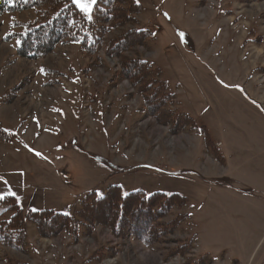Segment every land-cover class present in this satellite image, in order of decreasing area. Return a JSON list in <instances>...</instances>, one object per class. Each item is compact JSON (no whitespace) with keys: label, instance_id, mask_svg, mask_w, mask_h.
<instances>
[{"label":"rangeland","instance_id":"374dc122","mask_svg":"<svg viewBox=\"0 0 264 264\" xmlns=\"http://www.w3.org/2000/svg\"><path fill=\"white\" fill-rule=\"evenodd\" d=\"M140 4L135 27L155 41L125 55L163 69L176 105L207 126L225 164L201 135L170 132L141 111L137 88L114 82L120 59L107 56L104 45L98 60L69 42L44 57L20 56L16 39L5 37L22 32L38 9L0 12V122L13 135L0 141V195H10V187L25 213L52 209L75 219L89 192L119 186L123 193L186 196L187 205L163 222L189 214L150 244L103 224L91 233L80 229L78 238L42 237L26 222L27 247L0 244V264H264V167L251 169L240 160L247 153L235 149L264 145V0ZM119 33H107L105 42ZM10 89L11 100L2 101ZM11 215L5 210L0 220Z\"/></svg>","mask_w":264,"mask_h":264},{"label":"trees","instance_id":"16d2710c","mask_svg":"<svg viewBox=\"0 0 264 264\" xmlns=\"http://www.w3.org/2000/svg\"><path fill=\"white\" fill-rule=\"evenodd\" d=\"M27 9H38V16L23 24L22 32H12L5 37L16 39V51L20 56L30 59L44 57L59 44L69 42L78 44L83 53L98 60V51L104 45L107 56L120 59V69L113 74L114 82L129 80L137 88L143 98L141 111L169 126L170 132L192 131L201 135L206 150L219 163H225L207 126L176 105V94L170 91L167 80L163 78V69L152 60L125 55L135 46H146L155 41L150 30L135 27L139 24L137 16L143 10L142 4H137L136 0H98L94 19L89 20L73 0H0L2 13ZM128 25L134 27L126 28ZM114 30H120L119 35L105 42L106 34ZM13 91L8 90L2 101H10ZM5 130L0 122V141L8 142L13 135ZM4 196L0 200V213L8 210L12 215L9 219L0 220V244L19 249L28 245L26 222L34 224L42 237L68 233L78 238L80 229L91 233L97 225L103 224L118 236H129L150 244L174 231L189 215L179 214L170 221H161L175 206L187 205L188 198L180 193H148L141 189L123 193L119 186L108 187L103 195L89 192L75 219L52 209L25 213L16 197ZM188 250L182 252L187 253Z\"/></svg>","mask_w":264,"mask_h":264},{"label":"crops","instance_id":"0c3cea01","mask_svg":"<svg viewBox=\"0 0 264 264\" xmlns=\"http://www.w3.org/2000/svg\"><path fill=\"white\" fill-rule=\"evenodd\" d=\"M257 142L262 143L259 140H255V141H253V144L248 143L245 145V147H242V145H237V147L235 146L236 151L238 150L239 152H241L243 149V153H245V154L247 153V155H246L247 159H240V160L243 161L244 164H245V162L248 161L249 167L251 169H256V170L258 167V163H261V165L264 167V157L259 158L257 155L258 152L264 154V145L259 146V144H257ZM256 151H257V153H256ZM213 159L215 160L214 157H213ZM215 161L218 162L217 160H215ZM224 164H221V165H224ZM254 184H255V182L249 181L250 186H255Z\"/></svg>","mask_w":264,"mask_h":264},{"label":"snow or ice","instance_id":"6c2138e0","mask_svg":"<svg viewBox=\"0 0 264 264\" xmlns=\"http://www.w3.org/2000/svg\"><path fill=\"white\" fill-rule=\"evenodd\" d=\"M141 2V0H136V3L139 4ZM73 3L80 9L81 12L85 13L88 16L89 20H93L94 16H93V12H94V8L95 6L98 4V0H73ZM167 15V14H165ZM181 37H184V33L180 34ZM144 63H147V61H144ZM43 71V69H42ZM221 83H223V81H221ZM229 85H225V87H228ZM239 87V86H236ZM241 91H243V89H240ZM7 131V130H5ZM38 156H42V153L36 152L35 153ZM0 179H3L2 177H0ZM4 184H8L7 180H3ZM13 197H17V193L14 191H11V188L9 187L8 189V193ZM5 198L4 195H0V200H3ZM17 199H19V197H17ZM70 214V213H69ZM219 259V258H217Z\"/></svg>","mask_w":264,"mask_h":264}]
</instances>
